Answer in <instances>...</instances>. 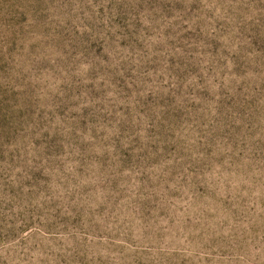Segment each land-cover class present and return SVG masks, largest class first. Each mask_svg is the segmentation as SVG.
I'll list each match as a JSON object with an SVG mask.
<instances>
[{
	"label": "rangeland",
	"instance_id": "1",
	"mask_svg": "<svg viewBox=\"0 0 264 264\" xmlns=\"http://www.w3.org/2000/svg\"><path fill=\"white\" fill-rule=\"evenodd\" d=\"M0 264H264V0H0Z\"/></svg>",
	"mask_w": 264,
	"mask_h": 264
}]
</instances>
